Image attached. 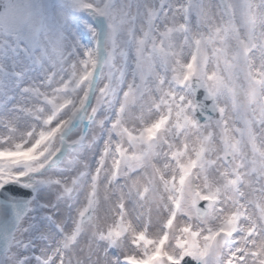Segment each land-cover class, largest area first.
<instances>
[{
    "label": "snow or ice",
    "instance_id": "6c2138e0",
    "mask_svg": "<svg viewBox=\"0 0 264 264\" xmlns=\"http://www.w3.org/2000/svg\"><path fill=\"white\" fill-rule=\"evenodd\" d=\"M0 264H264V0H0Z\"/></svg>",
    "mask_w": 264,
    "mask_h": 264
}]
</instances>
